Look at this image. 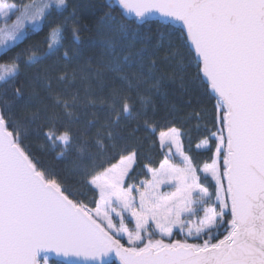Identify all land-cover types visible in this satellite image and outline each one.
I'll return each instance as SVG.
<instances>
[{"label":"snow or ice","instance_id":"obj_1","mask_svg":"<svg viewBox=\"0 0 264 264\" xmlns=\"http://www.w3.org/2000/svg\"><path fill=\"white\" fill-rule=\"evenodd\" d=\"M103 19L157 42L109 38L104 71L77 69L75 5L0 0V264H264V0H113ZM177 79L196 107L161 114ZM146 147L162 158L141 166Z\"/></svg>","mask_w":264,"mask_h":264},{"label":"trees","instance_id":"obj_2","mask_svg":"<svg viewBox=\"0 0 264 264\" xmlns=\"http://www.w3.org/2000/svg\"><path fill=\"white\" fill-rule=\"evenodd\" d=\"M69 4L75 5L78 10L79 18V42L73 43V37L71 35V21L69 22V31L67 33V41L65 47H72L76 52L79 53V59L72 62V66L77 69H84L89 66V62L95 68H99L101 71H104L102 67V62L106 63L109 61L110 57L107 55L109 49L105 47V42L109 38L119 43L130 44L134 43L137 48L144 46L145 43L154 45L157 42V36L154 34L156 32V26L141 27L138 30H134L128 33L126 36L122 37L118 33H113L109 30L106 20H104V15L108 11V6L113 2V0H68ZM71 12L64 13L65 16H68ZM41 36L34 37L35 39H41ZM164 53H161L163 56ZM71 67L69 70H71ZM160 68L164 72L171 74L172 69L168 67L165 62L160 63ZM135 69H133L134 71ZM160 73L158 72L157 75ZM166 91L168 93L167 99L161 95H155L154 99L156 102L157 108L161 111V114L164 113L166 107H171L173 104L180 110L179 115L183 116L185 113L191 112L192 108L196 107L195 102L192 103V106L188 105V98L183 96L179 88V80L175 83H167ZM210 110V106H209ZM179 126V125H178ZM210 126V125H209ZM191 128L192 126L189 125ZM199 132L196 129H192L191 136L194 142H198L197 137ZM202 153L203 149L200 150ZM147 158H142V164L148 163L149 159L155 163L162 157L159 154L158 150L145 149ZM195 155V153H193ZM203 158H206V153ZM49 264H64L54 260L50 257Z\"/></svg>","mask_w":264,"mask_h":264},{"label":"water","instance_id":"obj_3","mask_svg":"<svg viewBox=\"0 0 264 264\" xmlns=\"http://www.w3.org/2000/svg\"><path fill=\"white\" fill-rule=\"evenodd\" d=\"M50 257L52 259L60 261V262H64L65 260L69 259V258H65V257H60V256L56 255L55 253L50 254ZM72 259H79V258H72Z\"/></svg>","mask_w":264,"mask_h":264}]
</instances>
